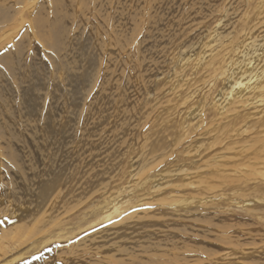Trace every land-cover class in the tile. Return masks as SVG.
I'll list each match as a JSON object with an SVG mask.
<instances>
[{
    "label": "rangeland",
    "instance_id": "obj_1",
    "mask_svg": "<svg viewBox=\"0 0 264 264\" xmlns=\"http://www.w3.org/2000/svg\"><path fill=\"white\" fill-rule=\"evenodd\" d=\"M12 2L0 0V264L20 253L9 264H113L93 255L96 246L109 243L97 233L115 231L151 207L168 217L169 232L185 234L197 227L193 237L209 250L201 255L209 259L204 264H264L263 184L237 172L231 173L235 184L212 176L204 162L221 151L202 147L209 137L201 119L215 116L222 89L217 83L226 75L207 59L225 45L244 50L246 59L261 53L249 0H39L31 17L39 31L35 36L24 33L25 23L8 27ZM251 34L256 44L245 41ZM244 76L249 82L251 77ZM233 94L240 93L234 89ZM121 128L144 136L137 140L132 134L92 188L71 192L67 206L58 197L62 190L35 198L41 184L53 182L59 170L68 172L80 151L85 164H93L106 136ZM150 130L165 131L161 154L169 157L158 165L145 164L137 147ZM113 204L124 211L87 228ZM130 222L136 225V219ZM124 246L122 257L111 252L120 263L159 264L139 246Z\"/></svg>",
    "mask_w": 264,
    "mask_h": 264
},
{
    "label": "bare ground",
    "instance_id": "obj_2",
    "mask_svg": "<svg viewBox=\"0 0 264 264\" xmlns=\"http://www.w3.org/2000/svg\"><path fill=\"white\" fill-rule=\"evenodd\" d=\"M38 1L34 0L32 3H30L28 5V2L26 0H13L12 6H11L13 8L12 12L10 11V13L6 14V16L8 17V20H10V18L12 20V22L10 24H8V27H13L12 25L20 24V23H22L21 25H24V23H25V24H27V27L23 30V26H21L20 30H23L24 33H27L29 36H35V33L39 32V31L37 29L36 30L34 29L35 17H34V19H32L31 17L33 16L34 11L37 8ZM113 1H115V0H113ZM224 1H226V0H224ZM235 2H236V0H235ZM48 3H49V1H48ZM48 5L49 4H47V5L44 4V7L48 6ZM225 6H223V8ZM115 7H116V5H115ZM248 7L252 11V18H251V22H250L252 31L254 32V31H256L255 29L258 28V30L261 33V35L259 37L260 39H262V45H263L261 48V53L253 56L250 59L249 58L246 59V58H244V55H245L244 50H242V52L240 51V49H239V51H234V50L229 49V47L227 45H225L220 51L216 52L214 55H212L211 57H209L207 59L206 62L208 64H211L212 66L218 65L219 69L221 70V74L226 73V75L222 76L221 77L222 79L217 83V85L221 86L222 89L219 91L220 96L218 99H219L220 103H217L215 105V116L211 117L208 114H206L203 117V120L201 119L202 124L204 125V127L208 131V137H209L207 139L208 141H206L202 147L207 148V147L211 146V147L216 148L217 151H219V150L221 151L219 153L216 152L207 161L204 162L205 165H207L206 171L211 173L212 176L219 177V178H225L227 180V182H230L231 184H235L237 178L232 176L231 173L237 172V173H240L241 176H242V174H244L243 177H245L246 179L249 178L250 181H252V182L255 181V184L259 185V183H262L263 185H260V186L264 187V0H249ZM47 8H49V7H47ZM111 9H113V8H111ZM133 9H134V7H133ZM49 10H51V9H49ZM94 10H95V8H94ZM108 10H109V8H108ZM224 12H225V9H224ZM224 12H223V14H224ZM15 14L17 16L14 17V19H13V15H15ZM223 14H222V16H223ZM133 15H134V13H133ZM205 15H207V14H205ZM50 16H51V14H50ZM214 16H216V14ZM127 18H128V16H127ZM216 18H218V17H216ZM129 19L127 21H129ZM249 20H250V18H249ZM6 21H7V19H6ZM236 22H238V21H236ZM54 29H55V27H54ZM53 32H54V30H53ZM165 32H167V31H165ZM235 34H237V35L240 34L239 27L235 28ZM249 34H250V32H249ZM165 35H167V34H165ZM105 36L107 37V35H105ZM160 36H161V34H160ZM119 37H120V35H119ZM114 38H115V36H114ZM116 38H117V35H116ZM249 39L252 41V45L256 44V42L258 41L257 40L258 38L255 37V34H253V35L251 34L249 37H246L245 41H247ZM112 40H113V38H112ZM113 42H115V41H113ZM99 44L101 45L100 42H99ZM96 50H97V48H96ZM143 58L145 59L146 56ZM241 59H245V62L237 63ZM252 60H253V63H252V65H250V62ZM152 61H154V60H151V63H153ZM228 61L229 62L231 61V63H230L229 69L226 70V68L224 66H225L226 62H228ZM246 61H247V63H246ZM146 63H147V61H146ZM151 65L152 64H150V66ZM143 73H145V72H143ZM143 73H142V75H143ZM246 74H248V76L251 77L249 82L244 81L243 75L246 76ZM131 84H133V83H131ZM138 85L140 86V84H138ZM141 85H142V83H141ZM144 86H146V85H144ZM117 87H115V88H117ZM120 87L121 86H119V88ZM233 88L235 90H237L238 93H240L239 96L236 97L235 94H233L234 93ZM114 92H116V91H114ZM121 92H122V90H121ZM117 93H118V91H117ZM225 94H227V95H225ZM100 95H101V93H100ZM112 95H110V96H112ZM99 99H100V97H99ZM139 99L141 100V98H139ZM116 100H114V101H116ZM140 100H139V103H140ZM112 103H115V102H112ZM112 103H111V105H112ZM126 103L127 102H125V104ZM141 105L142 104H140V106ZM143 107L142 106L139 107L138 111L141 112ZM133 112H134V109H133L132 113ZM128 113L129 112H127V114ZM125 114H126V112H125ZM92 115H93V113H92ZM115 115H116V112L114 113L113 116H115ZM147 116H149V115H147ZM144 117H146V116H144ZM209 117L214 121L210 122ZM97 118H98V115H97ZM105 118L103 117V119H105ZM137 118L142 120L141 116H138ZM84 119H85V121H87L86 120L87 114L84 117ZM95 120H93V121H95ZM77 121L78 120H76V123H77ZM90 121H92V119ZM100 121H101V119H100ZM131 122L132 121H130L129 124ZM86 123H88V122H85V125H86ZM94 123L95 122H93V124ZM112 123L115 124V122H112ZM214 123L217 125L214 126L213 125ZM104 125H105V127L107 126L106 124H104ZM108 126H110V125L108 124ZM90 127H92V126H90ZM151 127H153V126H151ZM130 128H132V127H130ZM81 129H82V127H81ZM86 129L87 128H85V130ZM107 129H108V127H107ZM87 131H88V129H87ZM151 131H153V130H150L148 134H145V142L142 145H137V147L140 150V152L142 153V155L144 156V158L148 160L145 164H149V162H150L152 164L156 163L155 165H158L159 163H163L169 157L168 153H162L161 154V152L163 150L162 148H164V146H165L164 145L165 142L163 141V137L165 136V131H162V132H157V131L151 132ZM82 132H83V130L80 133H82ZM83 133L85 134V132H83ZM132 134L137 136V140H138V138L140 139V138H143V136H144V134H142L140 130L135 131V132L125 130V128L124 129L121 128V129L114 130V131L111 130V132L108 134V136H106L107 139L103 142L104 145H103V147L100 148V151H95V155L98 156V159L95 157L96 159H95L93 164L92 163L89 165L85 164V161L83 160V158H84L83 153L80 151V153H78V156H77L76 155L77 152H76L75 155L77 157H75L74 164H70V166L68 167L69 168L68 172L65 173L64 170H59V173L57 174V178L55 177V180L53 182L49 183V181H48L47 183H49V184H45L43 186H42V184L41 185L39 184L40 190L38 191L35 198L38 201H40L41 199L43 200L46 197L47 193H49L50 191L62 190L63 195H61V197H60L59 196L60 194H59L58 197L60 199L63 198L65 200L64 206H67V204H69L71 201V194L74 193L73 191H75L77 189H84L85 190V189L92 188L96 183L99 182L98 175L103 173V172L104 173L108 172L111 169L112 163H110V160H113L114 158H116V156L119 155L120 150H121L120 148L125 147L129 143L130 137L131 136L133 137ZM86 136H88L87 133H86ZM95 136H96V134L94 135V137ZM79 139L81 140L82 136H81V138L79 137ZM89 139H90V137H89ZM102 141H99V143H101ZM80 143H81V141H80ZM73 145H75V144H73ZM78 147H82V146L78 145ZM207 152L208 151L205 150V154ZM74 153H72V154L74 155ZM158 154L163 155L162 156L163 158L158 159V156H157ZM105 158L107 159V161L103 162V159H105ZM210 160H213L214 164L212 166H210V164H209ZM241 165H244L243 170L234 168V167H241ZM65 166H66V164H65ZM197 166H195V169L198 168ZM229 169H232V171H228ZM243 171H247V172L244 173ZM52 180H53V178H52ZM237 183H238V180H237ZM257 193L262 194V192H257ZM263 194H264V191H263ZM263 200L264 199H262L261 201H263ZM149 205H152V204L149 203ZM106 207H108V205H105L102 208V210ZM123 211H124V209H121V207H117L113 204L108 210L103 211V213H104L103 216L99 217L94 222H90L87 228H93L95 225L102 223L103 220H105V219L109 220L115 216H118ZM112 214H113V217H112ZM135 219H136V225H133L132 222H130V221L135 220ZM118 227L119 228L115 231H113L110 228H104L101 231H99V233H97L98 235H101L104 239H107V240L109 239V243H107V245L102 246V245H104V243H106V241H103L102 243H100V245L96 246V249H98V251L95 249L96 251L93 253V255L97 257V260H100V261L104 260L107 262H111L113 264H122V263H120L122 261L119 258L118 259L120 261H117L116 257L113 258L114 256L111 254V252L118 253L119 256H121L122 254H120V253L125 250L124 243H130L133 246H139V248H141L142 250L150 253L151 255H154L155 258H158L157 259L158 262L156 261L155 258H153V257H151V258L155 259L154 261L159 263V264H191L190 261H192L193 258H194V261H193L194 263L204 264L205 261L209 260V259H205V258H204L205 261L201 260V258H202L201 255H203V253H205L209 250L205 247L203 242H201V241L197 240L195 237H193V235H196L194 232L198 231L196 226H192L190 230H188L186 228L185 232H184L185 234H182V233L180 234L178 232L177 233L169 232L168 230H170V228H171V222L168 219V217L165 216L164 214H161V215L157 214L155 212V210H153L152 207L148 210L142 211L140 213V215L132 216L128 219H125ZM204 235H205V237L211 236L210 234H208L206 232ZM41 245H42V243L40 245H38V247H40ZM99 246H102V249H99ZM209 249H211V247ZM126 253H129V252H126ZM22 256H23V253L17 254L15 257H13V258L11 257V259L6 260L2 264H9L11 262H15L16 260H18ZM144 258H147V257L144 256ZM256 258H258V257H256ZM159 259L161 262H159ZM141 260L143 261V259H141ZM214 260H216V259L214 258ZM214 260H210V263L213 262ZM162 261H165V262H162ZM262 263H264V262H262Z\"/></svg>",
    "mask_w": 264,
    "mask_h": 264
}]
</instances>
